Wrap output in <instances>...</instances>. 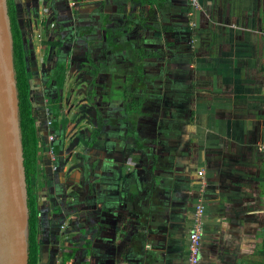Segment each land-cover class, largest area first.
Masks as SVG:
<instances>
[{
  "label": "crops",
  "instance_id": "0c3cea01",
  "mask_svg": "<svg viewBox=\"0 0 264 264\" xmlns=\"http://www.w3.org/2000/svg\"><path fill=\"white\" fill-rule=\"evenodd\" d=\"M79 4L96 13L95 23L106 12L110 30L126 24L117 21L130 7L155 18L137 25L143 47L158 50L156 69L146 63L148 82L138 85L152 86L157 101L140 109L145 117L149 107L160 109L170 133L145 148L153 157L147 166L135 144L138 165L124 170L126 140L97 169L89 197L77 174L46 186L45 233L64 237L59 248L45 243L47 264H186L198 207V264H264V0Z\"/></svg>",
  "mask_w": 264,
  "mask_h": 264
},
{
  "label": "rangeland",
  "instance_id": "374dc122",
  "mask_svg": "<svg viewBox=\"0 0 264 264\" xmlns=\"http://www.w3.org/2000/svg\"><path fill=\"white\" fill-rule=\"evenodd\" d=\"M15 2L24 36L31 97L43 147L40 164L42 171L38 180L39 197L47 194L46 186L53 181L60 182L69 176L75 180V174L83 181V196L89 197L93 192V177L97 169L101 164L107 167L105 165H108L112 158L110 154L120 153V147L126 140L127 144H130L128 146L130 150L125 151L128 153L124 156L125 161L121 160L124 164L123 169L135 167L140 150L143 153L142 157L146 159L145 165H150L153 157L150 158L146 150L158 147L155 143L156 138L161 139L164 131L170 133L169 128H163L159 123L162 121L159 119L160 109L149 107L150 117L143 116L139 111L127 115L123 112L129 111L128 102L131 98L123 104L120 103L119 96L122 90L114 95L116 97L113 101H105L103 96L112 86L120 87L123 81L120 77L112 80L111 72L116 66L127 68L138 66L139 48L143 47V41L139 32L140 27L137 25H140L141 21L146 22L147 18L149 21L155 18H152L148 11L146 13L140 11L139 7H130L129 15L126 14L125 17L122 15V19L117 21V24L119 22L126 24L110 30L106 12L100 10L104 7H96L102 16L95 23L96 13L82 9L79 0H15ZM123 31L128 38L120 35ZM157 51L154 49L150 52ZM154 57L144 59L143 62L144 66L146 63L151 65V72H154L158 63ZM118 70L119 73H124L133 85H139L133 75H127L125 69ZM94 89L96 107L91 102ZM145 96L150 104L157 101L156 92L151 87L147 89ZM97 107L100 108V118L96 112ZM49 122L52 123L50 127L55 130L56 136L53 143L57 149L55 160L51 158V144L47 140ZM137 143L142 146L140 150L135 146ZM109 147L111 148L108 149ZM54 166L58 168L54 169ZM144 169L142 181L149 179ZM156 174L159 176V172ZM152 181L156 182V178ZM72 189L75 194L76 188ZM39 225L41 233L38 264H47L46 255L50 248L45 250L47 247L45 243H53L59 248L60 242L57 240L64 237L56 234L58 232L46 234L41 214Z\"/></svg>",
  "mask_w": 264,
  "mask_h": 264
},
{
  "label": "water",
  "instance_id": "95a60500",
  "mask_svg": "<svg viewBox=\"0 0 264 264\" xmlns=\"http://www.w3.org/2000/svg\"><path fill=\"white\" fill-rule=\"evenodd\" d=\"M0 264H29V208L8 0H0Z\"/></svg>",
  "mask_w": 264,
  "mask_h": 264
},
{
  "label": "trees",
  "instance_id": "16d2710c",
  "mask_svg": "<svg viewBox=\"0 0 264 264\" xmlns=\"http://www.w3.org/2000/svg\"><path fill=\"white\" fill-rule=\"evenodd\" d=\"M142 3L147 0H140ZM8 11L11 22L12 36H13V54H14V69L15 77L17 81V90L19 98V123L21 131V139L23 146L24 166L26 173V182L28 190V208H29V264L39 263V251H40V214L41 204L39 200V175L42 171L40 164L42 162L43 147L41 144V137L39 135V127L36 110L34 108V102L31 97V81L28 68V60L25 49L24 36L22 33V27L19 22L18 9L15 0H8ZM148 56H155L154 52H150ZM121 91L119 98L122 101L128 102L129 113L139 111L144 96L139 94L135 89L130 91L128 88H111V90L104 94L103 99L105 101H113L116 97L114 95ZM96 90H92L91 102L95 107L94 96ZM98 118L101 117L100 108H96ZM55 131V130H54ZM57 151V149H55ZM135 201V198L133 197ZM138 208V204L136 205Z\"/></svg>",
  "mask_w": 264,
  "mask_h": 264
},
{
  "label": "built area",
  "instance_id": "2783aa9c",
  "mask_svg": "<svg viewBox=\"0 0 264 264\" xmlns=\"http://www.w3.org/2000/svg\"><path fill=\"white\" fill-rule=\"evenodd\" d=\"M191 4L193 7H196L198 5V0H190ZM51 122L48 123L49 131L47 133V140L51 144V158L52 160L56 159L55 156V146L53 145L54 139H55V131L52 129ZM259 150L264 151V143L259 145ZM58 166H54V169H57ZM202 173V172H201ZM202 211L201 207H198L196 210V219L195 223L193 226V229L191 230L188 238V251H187V260L186 264H198L199 262V252H200V245H201V233H200V228H199V222H200V213Z\"/></svg>",
  "mask_w": 264,
  "mask_h": 264
},
{
  "label": "flooded vegetation",
  "instance_id": "af4514ba",
  "mask_svg": "<svg viewBox=\"0 0 264 264\" xmlns=\"http://www.w3.org/2000/svg\"><path fill=\"white\" fill-rule=\"evenodd\" d=\"M140 49V53H139V64H138V66H136V67H131V68H127V67H119V66H116L115 67V69L111 72V77H112V79H113V77H115V78H118V77H120V78H122L121 79V81H122V83H121V87H123V86H127V85H132V88H128L130 91H133L134 89H135V91H137L139 94H142L143 95V93L145 94L146 92H147V89H144L143 88V90L140 92V90H139V86L138 85H136V86H138L137 88L135 87V88H133V82L132 81H128L127 80V77H125V74L123 73V74H121V73H119L120 71L118 70L119 68H123V69H125L126 70V72H127V75L128 76H134V79L136 80V81H138V83H140V82H142L141 84L142 85H145V84H147V82H148V75H146V73H145V67H144V64H143V62H144V59H147V58H150V57H154V56H148L149 54H150V51L149 50H147L145 47H140L139 48ZM124 62H126V61H124ZM125 77V78H124ZM113 81H115V80H113ZM131 83V84H130ZM135 85V84H134ZM116 88L117 89V87L116 86H112V88ZM151 88L153 89V91H155V89L151 86ZM121 89V88H120ZM131 99H132V97H131ZM146 100H147V98H146V96H144V101H143V104L146 102ZM95 104H97L96 102H94ZM120 103H125V101H120ZM143 104H142V106H143ZM138 111V110H137ZM129 112L130 111H126V112H123V113H126L127 115L129 114ZM142 111H140L139 110V113H141ZM138 113V112H137ZM142 114V113H141ZM139 114H137V116H138ZM138 119H140V117H138ZM135 120V119H134ZM55 138H56V136H55ZM54 141H55V139H54Z\"/></svg>",
  "mask_w": 264,
  "mask_h": 264
}]
</instances>
